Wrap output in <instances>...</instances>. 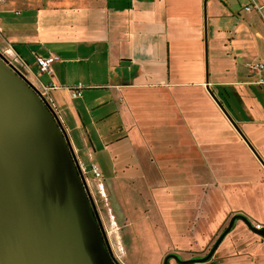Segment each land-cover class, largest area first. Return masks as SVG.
<instances>
[{"label":"crops","instance_id":"obj_1","mask_svg":"<svg viewBox=\"0 0 264 264\" xmlns=\"http://www.w3.org/2000/svg\"><path fill=\"white\" fill-rule=\"evenodd\" d=\"M253 1L0 0V52L35 87L54 83L47 99L120 264H264V237L242 220L264 226V167L205 86L264 160ZM50 53L49 74L34 56Z\"/></svg>","mask_w":264,"mask_h":264},{"label":"water","instance_id":"obj_2","mask_svg":"<svg viewBox=\"0 0 264 264\" xmlns=\"http://www.w3.org/2000/svg\"><path fill=\"white\" fill-rule=\"evenodd\" d=\"M207 81V77L205 76ZM206 89L264 167L212 89ZM54 111L0 52V264H118ZM239 213L229 218L206 259ZM249 229L264 237L243 215ZM173 253L165 254L167 264Z\"/></svg>","mask_w":264,"mask_h":264},{"label":"built area","instance_id":"obj_3","mask_svg":"<svg viewBox=\"0 0 264 264\" xmlns=\"http://www.w3.org/2000/svg\"><path fill=\"white\" fill-rule=\"evenodd\" d=\"M250 7H255L257 9H259V5H257L253 0H251V5H247L246 8L249 9ZM57 58V55L55 54H47V55H38L36 54L34 56V61L38 67V69L40 71H45L47 73L50 74L51 72V67H50V63ZM12 65H14V67L24 75V73L22 72V70H20V68H18L15 64L11 63ZM253 65H262L261 63H254ZM54 83L50 80L48 83L46 84H41L39 87H35L37 89V91L39 92V94L41 95V97L47 102V104L51 107V103L49 101V99H47L46 93L48 91L49 88L53 87ZM80 88H81V83L77 82L76 85L72 88V92L76 95L80 94ZM76 168L78 170V173L80 174V176L82 177L85 185H86V177H85V170L86 167L79 161H76ZM89 170L92 172V174L94 176H98L99 175V170L98 168L94 165V164H90L89 166ZM91 199V197H90ZM254 226L256 227H260L262 226L260 223L256 222L254 223Z\"/></svg>","mask_w":264,"mask_h":264},{"label":"rangeland","instance_id":"obj_4","mask_svg":"<svg viewBox=\"0 0 264 264\" xmlns=\"http://www.w3.org/2000/svg\"><path fill=\"white\" fill-rule=\"evenodd\" d=\"M0 25H1V26L3 25V19H1ZM112 257L114 258V260H115L118 264H120L121 261L117 260L113 255H112Z\"/></svg>","mask_w":264,"mask_h":264},{"label":"trees","instance_id":"obj_5","mask_svg":"<svg viewBox=\"0 0 264 264\" xmlns=\"http://www.w3.org/2000/svg\"><path fill=\"white\" fill-rule=\"evenodd\" d=\"M92 209H93V208H92ZM93 212H94V214H96L94 210H93ZM104 242L107 244V241H106V240H105Z\"/></svg>","mask_w":264,"mask_h":264}]
</instances>
